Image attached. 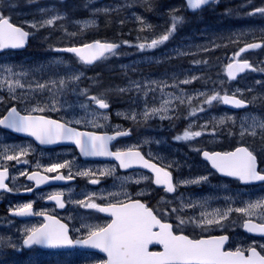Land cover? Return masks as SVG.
Masks as SVG:
<instances>
[{
	"label": "rangeland",
	"instance_id": "obj_1",
	"mask_svg": "<svg viewBox=\"0 0 264 264\" xmlns=\"http://www.w3.org/2000/svg\"><path fill=\"white\" fill-rule=\"evenodd\" d=\"M5 1L7 0H0L2 14H4L2 7ZM9 1L17 2V0ZM23 1H26L24 6L8 10L5 16L30 30L32 39L37 44L50 42L53 44L44 48L47 52L26 50L0 53V80L9 76L6 69L11 68L17 74L23 73L11 78L19 79L24 85L23 88L15 89L16 99H12L7 85L0 87V98H2L0 116L5 110V105L15 101L23 109H32L36 106L49 105L55 100L57 110L46 108L44 112L53 111L68 122L71 121L82 127L113 130L120 129L125 124L133 127L145 126L142 135L125 139L119 148L140 147L149 157L166 167L173 168L177 193L175 195L160 193L159 198L162 208H170L176 225L179 223L178 216L188 220L190 217H199L203 210L244 207L247 202L264 197V186L242 187L237 185L236 181L222 178L200 156L203 149L226 150L242 143L248 145L261 158L264 157V138L259 135V129L256 137L247 134L241 137L239 134L241 124L245 122L250 124L251 118L264 121V71H260L264 69V49L249 54L256 59L255 74H247L237 81H230L226 75V66L233 59V54L250 42V39L259 35L262 37L264 24H260L254 17L244 22L232 20L231 12L224 15L222 12L220 14L207 11L206 14H201V17L187 14L183 0H181L182 12L178 5L180 0H81L80 6L77 3L75 6L72 5V0H33L31 3L29 0ZM67 5H71L74 9H69ZM105 8L108 9L107 12L97 11ZM42 9L44 11H41ZM57 15L63 18L56 20L52 26L41 27L39 30L30 28L25 23L40 22ZM172 15L181 17V20L169 39L155 48L141 50L138 47L141 43H150L152 39L158 38L171 27ZM141 20L144 21L143 24ZM92 21L95 23H90ZM109 22H115L112 28L114 34L128 43L125 48L116 52V55L109 56L96 66L101 70L99 71L101 74L105 73V79L98 84H89L88 67L75 56L59 53L54 49L70 46L71 41L76 39L95 35L106 25L110 27ZM165 25L167 27L164 29ZM139 29L146 31L141 34ZM73 33L75 35H72ZM152 52L154 54L150 55ZM192 74L198 77L194 80L198 87H194L193 93L183 96L184 103H180L174 98L178 96L175 93L176 87L184 77L190 79ZM73 76H79V79H72ZM61 79L66 81L63 87L59 85ZM53 81H56L55 85L51 83ZM37 83L45 84L47 87L43 90L37 89ZM136 84L141 86L140 91H137ZM122 88L129 90L121 92ZM215 92L221 95L235 94L249 99L253 108L244 112H234L227 109L222 102L213 101L210 106L204 104V97L198 96V93L212 95ZM90 95L105 99L113 97L111 103L115 102V105L111 111H102L90 104L88 100ZM188 97L193 98L191 103L188 102ZM165 100H171L168 105L169 111L165 113L170 119H160L159 116H155L144 120L143 116L139 115L145 107L160 108ZM201 107L205 110L199 111ZM193 108L197 109L196 114L189 115ZM133 111L138 114L135 121L126 118ZM101 112L107 114V120L99 118ZM222 117H233L235 123L225 119V122L220 124L219 120ZM76 120L80 123H75ZM93 120L103 127H93L90 123ZM121 120L125 122L120 123ZM205 123L208 128L200 137L190 140L175 139L176 136H182L184 131L189 129L190 124L191 131H200V125ZM213 128H215L214 134ZM156 130L158 133H154ZM22 149L27 152L29 146L15 141L7 132L0 131V164L8 162L3 158L5 154H15ZM48 158L50 161L45 162ZM43 160L44 169L52 163L69 161L72 175L81 179L63 188L45 190L42 199L55 192L65 193L68 202L71 203L67 214L76 225L80 226L81 231L85 228L84 232L78 230L82 234H87V226L103 225L105 220L92 209L83 208L75 201L83 200L92 194L96 197L106 196L109 192L126 191L131 197L142 190L145 193L153 192V179L149 174L138 172L123 175L119 173L117 166L110 163L84 164L78 161L74 150L71 149L61 150L49 156L44 154ZM112 168L115 169L112 175L99 174L100 170ZM88 169L96 172V176L85 177L76 174L78 171ZM63 170L69 173V169ZM21 171L16 173V177L20 176ZM143 176L149 179H141ZM203 176L208 178L207 181L182 183ZM91 178L99 179L101 184L96 187L89 182ZM136 180L141 182L137 184ZM120 199L124 197L121 196ZM189 202L196 206H183ZM201 204L204 205L203 209L199 206ZM173 208L178 211L172 212ZM245 219L249 217L233 211L221 222L223 227L211 226L208 230H203L192 223H186L182 229L189 230L195 236L229 233L231 241L227 250L235 251L238 247L247 249L256 246L264 252V249L259 247L264 245V238L252 236L242 229ZM251 219L259 221L256 216H252ZM7 222L6 215H1L0 261L4 264H94L97 261L95 256L78 252L45 253L34 250L20 254L17 250L9 248L7 242L11 241L15 244L20 240L19 230L21 234L25 233V229L34 227L35 224L18 228L15 225L9 226Z\"/></svg>",
	"mask_w": 264,
	"mask_h": 264
},
{
	"label": "snow or ice",
	"instance_id": "obj_2",
	"mask_svg": "<svg viewBox=\"0 0 264 264\" xmlns=\"http://www.w3.org/2000/svg\"><path fill=\"white\" fill-rule=\"evenodd\" d=\"M33 2V0H29ZM212 3H217L218 0H211ZM210 0H187V6L190 9H199L202 5H207ZM11 6V5H10ZM41 11H44L43 9ZM97 11L107 12L108 9H97ZM264 16V7H256L253 11L248 12L247 15ZM63 17L57 15L49 19L42 20L40 22L32 21L25 22L30 28L39 30L41 27L52 26L56 20ZM181 17L172 15L171 27L167 29L164 34H161L158 38L152 39L150 43H141L138 47L141 50L145 48H155L160 44H163L169 39L172 33L176 30L177 24L180 22ZM90 23H95L94 21ZM143 24L144 21L141 20ZM151 27V25H145ZM72 35H75L73 33ZM29 32L25 31L22 27L16 26L10 22V18L0 13V50L4 49H19L25 46V42ZM124 43H128L124 41ZM120 47L119 44L94 41L93 43L84 44L81 47H67L63 49H54L55 51H64L74 53L79 57L81 62L85 64H92L100 59H107L109 56L116 55V49ZM264 47V33H262V42L260 43H246L244 47L233 54V60L240 57L241 53L246 52L249 49H256ZM199 63V61H197ZM205 63H207L205 61ZM228 77L235 79L236 74L244 72L246 69L256 71L257 69L246 60L237 61L235 63H229ZM9 73L8 77L0 80V87L7 85L8 91L12 96V99H16L15 89L23 88L24 85L19 79L13 80L11 77L21 75L13 72L11 68H7ZM264 71V69H260ZM72 79H79V76H73ZM198 79V77H192V80ZM53 85L56 81L51 82ZM66 81L61 79L59 85L63 87ZM135 83V82H133ZM155 83V82H153ZM182 83H191V80H184ZM259 83V82H258ZM167 86V85H165ZM47 87L45 84L37 83L36 88L43 90ZM147 87V86H145ZM175 87V85H173ZM137 91L141 90V86L136 84ZM129 89H120L121 92L128 91ZM154 91V89H149ZM161 91L163 89L161 88ZM239 91V89L237 90ZM147 95V92L145 93ZM170 96L172 94H169ZM198 96H203V103L212 105L213 101L222 102L225 105H232L237 108L246 107L247 103L243 99H239L235 94L229 96L228 94L221 95L219 92H215L212 95L208 93H198ZM181 96L174 97L179 100L180 103H184V99ZM192 97H188V102L191 103ZM255 99V98H254ZM2 100V98H0ZM88 100L98 106V109H108L109 103L103 97L88 96ZM171 100H165L160 108H147L139 115L143 116L144 120H148L152 117L159 116L160 119L169 118L165 115L169 111L168 105ZM86 107V105H82ZM57 110L55 100L49 105L33 107L30 112H44L45 109ZM201 107L199 111H204ZM197 109L193 108L189 115H195ZM137 113L131 112L126 118L135 121L137 119ZM99 118L104 120L108 119L106 113H99ZM225 119L233 121V117H222L219 120L220 124L225 122ZM250 124L242 123L240 136L244 137L246 134L252 137L258 135L257 129L260 130L259 135L264 138V121L251 118ZM65 122L62 123L57 120L48 119L44 116H21L15 107H12L8 111V115L0 119V125L5 128L12 129L16 132H24L30 136L35 137L40 144H53L62 140L71 141L80 150V153L84 156H109L114 157L119 162V168L129 169L134 164H139L145 169H150L155 174V179L152 181L157 186L163 185L166 193H173L176 191V185L173 184L172 174L165 167L158 166L156 163L151 162L150 159H145L140 151L135 150L133 147H129L126 150L111 151L108 148V142L115 139L116 136H128L130 131L117 130L115 136L98 135L91 131H78L73 127H69ZM75 123H80L76 120ZM93 127H103V125L97 123V121H90ZM192 125H189V129L185 130L182 136H176V140H190L195 137H200L204 134V130L208 128L207 123L200 125V131H191ZM215 133V128L212 130ZM197 151H200L197 149ZM26 154V150H21L15 154H5L4 159L8 161L21 162V156ZM203 157L210 161L212 168L217 172L222 173L228 177H234L239 181L248 184L256 181L264 182V171L258 170L257 156L253 151H250L248 147H237L232 152H202ZM26 163V161H24ZM69 169L67 176L60 173L61 169ZM47 173H57V175L49 177L41 175L38 171L32 173L21 172L20 175L27 177L29 181H35L39 186L48 180H70L73 178L71 173V162H58L52 163L44 169ZM115 169H103L99 171L100 175H112ZM80 176L95 177L96 172L91 169L78 171L76 173ZM8 178V169L4 167L0 170V190L6 192L15 191L14 188L8 186L5 183ZM125 179H129L125 177ZM143 180H148L149 177H141ZM207 177L203 176L195 180L182 181L184 184L200 183L207 181ZM91 184H98L100 181L97 178H91L89 180ZM137 184L141 181L136 180ZM32 188L26 189V191H32ZM142 190L137 193L138 196L145 195ZM63 193L55 192L48 196L49 200L55 201L57 207L63 209L65 202L62 200ZM123 196L124 199H120ZM95 194L86 196L83 200L75 201L81 207L86 209H94L100 213H107L111 219L104 225L99 226H87V234L84 238L73 240L69 236L68 226L61 223L47 213L34 212L33 203L28 202L17 207L10 209V214L18 217L26 216H45L47 223L39 227H31L25 229L23 238V245L31 248L34 245H42L48 248H60L72 245H83L93 249H98L100 252L106 254V259L100 261V264H264V255H261L257 251L256 246H250L247 249L236 248L235 251L225 250V243L229 237L226 235L209 236L208 238H189L188 235L183 234L182 226L186 223H192L196 227L203 230H208L211 226L223 227L222 221L226 220L230 213L237 212L242 213L249 217L242 224L248 232L259 233L264 235V197L256 201H249L244 207H228L225 209H213L212 211L203 210L200 212L199 217H190L185 220L182 217H177L179 223L176 225L177 229H181L179 232L174 231L173 224L163 222L158 215L154 213L153 209L146 203H142L140 199H133L126 191L121 192H109L106 196L101 195L99 199L106 200V204H98L94 202ZM163 199V198H162ZM184 207H195L190 202ZM202 209L204 205H199ZM178 209L173 208L172 212H177ZM167 215V212L164 213ZM252 216H256L259 219V223L253 222ZM2 243V241H0ZM8 247L12 250H17V246L11 241L7 242ZM161 245L162 251H151L150 245ZM261 249H264V245H259ZM245 252L248 255H245ZM0 264H4L0 261Z\"/></svg>",
	"mask_w": 264,
	"mask_h": 264
},
{
	"label": "flooded vegetation",
	"instance_id": "obj_3",
	"mask_svg": "<svg viewBox=\"0 0 264 264\" xmlns=\"http://www.w3.org/2000/svg\"><path fill=\"white\" fill-rule=\"evenodd\" d=\"M256 7H264V0H218L217 3H212L210 1L209 4L205 5L199 10L193 11L195 16L198 15V17H201V14H204L207 11H213V12H219V11H225V12H231L233 14L232 20H236L239 22H244L246 20H250L253 17L260 23L264 24V16H261L259 14L255 16H249L247 15L248 12L253 11L254 8ZM190 13L187 10V14ZM205 13V14H206ZM261 41L262 42V37L261 35L257 36L254 39H250V41ZM262 48V47H261ZM243 55V54H242ZM253 61V60H252ZM90 96H95V95H90ZM90 104L93 105L90 101ZM18 104H10L7 111L12 108V107H18ZM20 109V108H19ZM110 109V108H108ZM21 111L25 113H33V114H41L44 112H30L31 109H20ZM6 114V113H5ZM50 115V114H48ZM51 116L55 117L54 114H51ZM2 115L0 116V118ZM3 118V117H2ZM1 118V119H2ZM125 122V121H124ZM121 129L124 130H129L133 132V137L135 136H140L143 134V131L145 130V126H138L136 125L135 127L125 124ZM5 131L9 136H11L15 141H19L22 144H26L29 146V149L27 150L26 154L24 156H21L20 160L21 162L17 161H8L5 164H0V169H3L4 167H7L9 169L8 171V177L9 180H7L6 184H8L9 187L14 188L15 191L13 192H2L0 193V200H2L0 204V215H6L11 223H17L19 227L26 226L27 224H35V227H39L43 224L45 216H37V215H32V216H26V217H18V216H13L10 214V209H13L17 207L18 205L32 202L33 203V210L34 212H45L49 213L55 216H58L60 218H64L62 216V212L58 211L59 213H54L48 209H45L44 206L46 205V202H52L48 198H46L44 201L38 198V194L42 191L43 187L45 186H37L35 181H29L26 176L20 175L19 177H16L15 174L22 170L21 172H26V173H32L35 171H38L40 174L44 171L43 167V158L41 155V152L44 150H56L59 148L55 147H44L38 144V142L34 139L33 136H30L27 133L24 132H16L14 130L7 129L0 125V131ZM123 141H120L119 144L121 145ZM67 149L66 147H64ZM69 149V148H68ZM71 150L76 151L74 148H70ZM26 161V163L24 162ZM119 173L123 175H129L133 173L139 172V170H133V171H128V172H123L119 167ZM77 178H75L76 181ZM100 184V183H98ZM96 184V186L98 185ZM32 188V191H26V189ZM27 193V194H26ZM161 195L165 194L164 189L160 188H153V192H148L145 195L138 196L135 195L132 197L133 199H141L143 203H146L149 207H151L158 215V218H161L163 222H172L174 224V229L176 227V224L173 221V214L171 213L170 208H162V204L160 203V198L159 194ZM94 202L96 203H107L106 200H102L97 198L96 200L94 199ZM67 207V206H66ZM58 209V207H57ZM94 210V209H93ZM95 211V210H94ZM165 211L167 212V215H165ZM97 214L102 215L101 213H98L95 211ZM66 219V218H65ZM170 219V220H167ZM68 222L70 220L66 219ZM110 221V218L107 217V222ZM72 227V237L77 238L79 237V234L76 231V227L73 223H71ZM25 233L21 234V240L19 241V245L23 243V237ZM161 247L158 245L151 246L150 250L151 251H161ZM32 250H38L41 251L38 247H33ZM19 252H28L24 248L18 247ZM78 250H75L73 252H77ZM48 252H53V251H48ZM58 252V251H55ZM67 251L59 252V253H65ZM81 252V251H79ZM81 253H90V254H95L99 258V262L96 264H100V261L106 259V257L102 254H98V252H81Z\"/></svg>",
	"mask_w": 264,
	"mask_h": 264
},
{
	"label": "trees",
	"instance_id": "obj_4",
	"mask_svg": "<svg viewBox=\"0 0 264 264\" xmlns=\"http://www.w3.org/2000/svg\"><path fill=\"white\" fill-rule=\"evenodd\" d=\"M80 1L81 0H75V3H77L80 6ZM84 12H86L84 10ZM115 22H109L108 25H110V27H108L106 25V27L103 28L102 31H100L99 33L95 34V35H90L86 38H79L76 39L75 41H71V44H81L84 43L85 41H89L92 39H101V40H114L115 38H119V36H116L114 34V26ZM49 47V45H42V44H34L33 48H37V49H44L45 47ZM99 71H101L98 67H94L91 68L90 75L88 77V83L89 84H98L101 80L105 79V73L103 72V74H101Z\"/></svg>",
	"mask_w": 264,
	"mask_h": 264
},
{
	"label": "water",
	"instance_id": "obj_5",
	"mask_svg": "<svg viewBox=\"0 0 264 264\" xmlns=\"http://www.w3.org/2000/svg\"><path fill=\"white\" fill-rule=\"evenodd\" d=\"M193 10V9H192ZM29 36H30V33H29ZM29 36L27 37V39H26V42H25V46L23 47V48H25L26 46H28V44H29ZM94 41H91V42H88V43H93ZM88 43H85V44H88ZM109 43H111V42H109ZM116 44H118V43H116ZM84 45V44H83ZM120 45V44H119ZM82 45H78V46H72V47H81ZM23 48H19V49H23ZM65 48H67V47H65ZM119 48V47H118ZM117 48V49H118ZM64 52V51H63ZM72 54H74V53H72ZM76 55V54H75ZM78 57V56H77ZM101 60V59H100ZM100 60H97V61H95V62H93L92 64H86V65H88V66H93L95 63H97L98 61H100ZM235 62H237V61H235ZM235 62H233V63H235ZM249 63H250V61H248ZM249 70H251V69H246L244 72H239V73H237L236 74V77H235V79L236 78H238L239 76H241L242 74H244V73H246L247 71H249ZM227 74H228V68H227ZM230 79V78H229ZM231 80H234V79H231ZM229 96H231V95H229ZM238 98V97H237ZM240 99V98H239ZM247 103V102H246ZM228 108H230V109H233V110H241V109H243V108H245V107H241V108H237V107H234V106H232V105H226ZM247 106H248V103H247ZM246 106V107H247ZM69 143H71V144H74V143H72L71 141H68ZM218 152V151H217ZM230 152H232V151H230ZM211 153V152H210ZM112 158H114V157H112ZM204 158V157H203ZM205 159V158H204ZM206 160V159H205ZM208 161V160H207ZM209 162V164H210V166H211V163H210V161H208ZM212 167V166H211ZM257 167H258V164H257ZM134 169V168H142V169H145V168H143L141 165H139V164H134L131 168H129V169ZM214 169V168H213ZM146 170H149V171H151L150 169H146ZM215 171H216V169H214ZM219 173V172H218ZM220 175H222V176H225V175H223L222 173H219ZM225 177H228V176H225ZM232 178H234V177H232ZM260 181H256V182H252V183H259ZM243 183V182H242ZM249 184V183H248ZM246 230V229H245ZM247 231V230H246ZM253 234H257V235H260L259 233H254L253 232ZM153 245H156V244H153ZM150 246H152V245H150ZM149 246V247H150ZM73 247V246H72ZM45 248H48V247H45ZM90 248V247H89Z\"/></svg>",
	"mask_w": 264,
	"mask_h": 264
},
{
	"label": "bare ground",
	"instance_id": "obj_6",
	"mask_svg": "<svg viewBox=\"0 0 264 264\" xmlns=\"http://www.w3.org/2000/svg\"><path fill=\"white\" fill-rule=\"evenodd\" d=\"M141 31V30H140ZM144 31H146L145 29H143L141 32L143 33ZM142 67H144L143 65H142ZM180 72H181V70H180ZM192 77H195V75H193L192 74ZM192 77H190V79L188 78H185L184 77V79L183 80H181L180 81V83L177 85V89L175 90V93L178 95V96H181L182 94H183V96H188V94H190V93H193L194 92V90H195V88L196 87H198V85H197V83H196V81L194 82V80H192ZM191 80V83H187V84H185V83H182V81H184V80ZM196 86V87H195ZM195 87V88H194ZM165 89H169V88H165ZM21 133V132H20ZM12 146V145H11ZM21 147V146H20ZM23 148V147H22ZM10 154V153H9ZM8 154V155H9ZM92 194V193H91ZM193 194H195V193H193ZM87 195V194H86ZM1 204V203H0ZM215 206V205H214ZM216 206H218V205H216ZM167 220H170V219H167ZM103 222V221H102ZM264 241V240H263ZM161 247V246H160ZM99 254V253H98Z\"/></svg>",
	"mask_w": 264,
	"mask_h": 264
}]
</instances>
